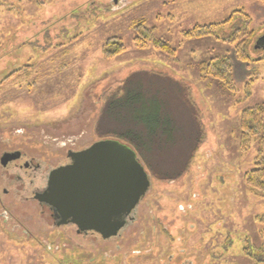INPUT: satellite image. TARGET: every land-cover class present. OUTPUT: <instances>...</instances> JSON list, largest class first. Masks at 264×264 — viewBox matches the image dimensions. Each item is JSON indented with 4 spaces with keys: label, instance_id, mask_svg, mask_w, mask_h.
Returning <instances> with one entry per match:
<instances>
[{
    "label": "rangeland",
    "instance_id": "1",
    "mask_svg": "<svg viewBox=\"0 0 264 264\" xmlns=\"http://www.w3.org/2000/svg\"><path fill=\"white\" fill-rule=\"evenodd\" d=\"M244 15L254 32L245 62L235 55L239 40L224 39ZM197 24L218 25L214 35L185 38ZM142 33L147 41L136 45ZM263 36L258 0H0V157L20 150L48 170L68 147L114 139L132 148L121 133L148 135L151 118L159 127L157 144L136 153L149 189L109 239L56 228L47 208L24 198L18 180L30 172L0 165V189L11 188L0 199V264H264V193L244 183L255 146L238 144L241 109L263 101ZM112 39L124 51L107 56ZM222 55L238 88L255 77L242 104L200 78L198 64ZM9 214L29 237L4 224Z\"/></svg>",
    "mask_w": 264,
    "mask_h": 264
},
{
    "label": "water",
    "instance_id": "2",
    "mask_svg": "<svg viewBox=\"0 0 264 264\" xmlns=\"http://www.w3.org/2000/svg\"><path fill=\"white\" fill-rule=\"evenodd\" d=\"M69 156L70 163L50 171L39 199L78 231H93L103 239L116 236L150 186L135 151L102 139Z\"/></svg>",
    "mask_w": 264,
    "mask_h": 264
},
{
    "label": "trees",
    "instance_id": "3",
    "mask_svg": "<svg viewBox=\"0 0 264 264\" xmlns=\"http://www.w3.org/2000/svg\"><path fill=\"white\" fill-rule=\"evenodd\" d=\"M259 2L264 3V0H258ZM235 13L240 14V10H236L230 15L225 21H223V26L227 23L232 22L233 16ZM241 15V14H240ZM244 19L238 21V25L227 37H224L226 41L231 42L232 44L239 40L234 46L235 55L237 60L246 61L245 52L242 49V46L245 42H248L249 39L254 35V32L249 29L250 18L247 15H244ZM235 17V16H234ZM240 17V16H239ZM218 24H205V25H195L189 31L184 33L185 38H201L214 35L215 26ZM138 34V33H137ZM143 37L146 41L148 38L147 33H142L140 36H135L134 41L136 45L144 46V40L138 39ZM259 47L264 46V37H260L257 42ZM153 45L163 50L167 53H173L174 49L170 48L168 44L161 41H154ZM112 46V47H111ZM111 47V51L107 50ZM124 51V46L120 40H110L107 42V45L104 47V53L107 56L117 55ZM198 70L200 73V78L202 80H215L219 85L230 92L233 99L236 98L235 104H242L246 101L248 96L251 94V85L255 80V77L250 78L245 81L241 88H238L232 79V65L231 59L227 55L218 56L208 61H204L198 64ZM192 107L194 108V113L196 112L197 127H198V137L199 140L202 138L203 126L200 122V114L194 102H192L191 97L188 98ZM154 118L147 119L144 123L146 128L149 129L148 135H143L140 131H136L131 128V130L125 131L120 135L126 140L130 141L133 145L132 149L138 155L148 154L150 148L154 147L158 142V135L155 133L157 131L158 121L154 120L153 124L150 125V122ZM239 149L242 152L250 150V148L255 146V164L254 168L250 171H247L244 174V183L246 186L255 193H264V96L263 101L252 106H247L241 109L239 114V137H238ZM198 146L195 147V150ZM147 160V158L145 159ZM148 164V163H147ZM148 167L157 176V171L153 166L148 164ZM245 254H249V250H244ZM259 261H264V257H261Z\"/></svg>",
    "mask_w": 264,
    "mask_h": 264
},
{
    "label": "flooded vegetation",
    "instance_id": "4",
    "mask_svg": "<svg viewBox=\"0 0 264 264\" xmlns=\"http://www.w3.org/2000/svg\"><path fill=\"white\" fill-rule=\"evenodd\" d=\"M90 145L85 146L83 148H75V147L66 148V155L64 160L59 162V164L55 166L49 167L48 170L47 169L43 170L42 167L43 163L36 162L34 157H29V158L25 157L26 155L24 153H21L20 150L19 151L5 150L0 157V165L3 168V170L4 168L15 167L17 169L19 168L24 169L25 172L27 171L30 172L29 174H27L25 178L20 177L18 180L24 186L23 190H26L25 192L26 196H24V198L36 203L39 207L47 208L49 211V215L52 219V222L56 228L64 227V226L66 227L71 225L74 227L77 234L92 235L96 233L93 231H85V232L78 231L77 227L69 222V219L67 220V222L62 223L61 222L62 219L59 216V214L55 212L54 209L49 204L44 203L39 199L40 195L44 193L47 188L48 175L50 171L59 166H63L70 163L71 160L69 154L71 152L80 151L82 149L89 147ZM10 190L11 188H8V186L3 185L0 189V199L2 196L7 195ZM14 197L15 196H13V198ZM3 210L4 213H6L7 210L5 208H3ZM130 214L127 216L126 222H128L130 219H133L132 217H130ZM3 221L5 222L4 224H6L9 228L19 231L22 234H26L27 237H29L30 232H28L27 229L23 228L20 223L13 222V217L10 214L9 217L5 216Z\"/></svg>",
    "mask_w": 264,
    "mask_h": 264
}]
</instances>
